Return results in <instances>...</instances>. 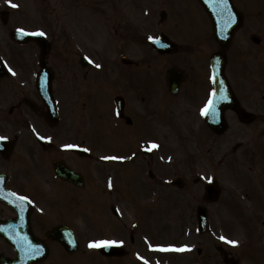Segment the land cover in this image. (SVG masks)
<instances>
[{"label":"flooded vegetation","instance_id":"flooded-vegetation-1","mask_svg":"<svg viewBox=\"0 0 264 264\" xmlns=\"http://www.w3.org/2000/svg\"><path fill=\"white\" fill-rule=\"evenodd\" d=\"M145 1L112 0L110 32L115 43L144 42L135 16L149 8ZM147 1L148 4L154 3L159 14L166 13L164 20L159 17L157 25L164 27L159 33L167 34L168 30L172 33L178 21H181L184 27L186 23L190 25L186 28L191 34L184 32L181 37L175 36V50L157 55V59L164 60L155 64L153 73L140 70L144 67L141 61L127 65L136 71L123 73L122 137L129 140L130 135L139 144H149L151 141L160 144L176 136L182 141L188 140L196 149L187 152L186 157L180 160L183 167L176 169L172 163V153L145 151L143 146L141 152L137 153L135 167L124 168L116 173L110 160L101 162L92 154L82 157L72 152L71 148L64 147L67 143L101 142V136L96 138L91 133L85 134L79 124L71 132L66 130L62 120L55 125L45 120L43 103L34 87L33 60L39 50L36 43H28V9H18L12 7L9 0H0V137H3L0 139L1 221L17 217L16 207L7 200L11 193L27 197L33 202L31 224L34 233L49 238V231L56 226L68 223L72 229L75 228V219L80 217L78 209L82 203L90 206L96 201L98 187L106 192V185L110 199L122 196L123 200L131 198L132 201L145 202L155 199L159 189L167 190L174 185L186 187L192 181L197 184L199 179L191 176L208 173V165L213 160L207 157V153H210L207 147L209 128L201 110L213 91L209 60L212 53L220 51L215 40L211 39L212 23L197 0H188V5L184 0ZM232 1L240 11L242 25L236 31L232 44L221 52L227 59L226 74L239 108H227L223 112L228 130L233 129L234 137L238 139L245 134L248 141L242 145L237 140L232 148L228 146L230 141L218 143V150L231 149L228 157L224 156V151L219 152L221 157L218 164L222 169L233 172L246 169L251 180H246L240 172L238 174L240 183L250 186L247 191L244 190V196L262 206L264 46L261 45H264V0ZM11 3L16 5V0H11ZM129 15H133L134 19H130ZM231 21L230 17L223 20L225 23ZM80 54L77 53L79 64L76 68L78 72L83 69L84 78L88 79L90 61L82 66ZM169 68L177 69L173 80L174 85L179 83L177 91H170L167 87L166 72ZM55 84L58 85L57 80ZM78 89L79 84L75 92ZM56 98L59 111L64 112L69 101L65 103L59 93ZM31 101L35 102L36 108ZM167 129L166 133H162ZM224 134H217L216 138L219 137L222 142ZM60 165L63 168H59ZM65 168L79 175L74 176L72 171ZM60 170L70 175L62 177L58 174ZM113 182L117 185L114 197L110 190ZM134 194L138 196L137 199H134ZM192 198L194 201L197 196ZM235 198L240 200L237 196ZM25 201L28 202V199ZM76 237L80 238L78 233ZM15 257L13 247L0 236V264L3 260Z\"/></svg>","mask_w":264,"mask_h":264},{"label":"rangeland","instance_id":"rangeland-1","mask_svg":"<svg viewBox=\"0 0 264 264\" xmlns=\"http://www.w3.org/2000/svg\"><path fill=\"white\" fill-rule=\"evenodd\" d=\"M24 4H28V13H30L31 17L34 20V23L38 22L40 19L41 21H45L48 19L49 27L48 30L52 32V40L54 41L55 49L65 48V50H72L69 47V44L72 40L76 39V36L81 40L80 43L82 45H90L91 47L96 48L99 52L96 54V65H100L103 68V62L110 65V69L106 66V69L102 72L105 75L115 72L112 67H117L116 64L111 59L110 55H116L118 53V49L121 44H114V43H105L106 40V26L102 23L101 20H106V16L102 15L94 10L100 9H107L109 8L112 0H21ZM77 1L86 2L89 1V4H82L78 6ZM186 5L189 4L188 0H184ZM94 7V8H93ZM95 7L99 8L96 9ZM79 8L80 11L75 9ZM131 8V5L129 6ZM65 12L66 16V24L73 30H63V24L60 26L59 17L60 14ZM85 12H91L95 14L96 17V29L95 31H76L80 30L78 21L79 18H75L73 14L78 15L83 14ZM186 15L184 14V17ZM103 17V19H102ZM29 18V14H28ZM140 20L143 19V15L138 17ZM188 20V17L185 18ZM94 20V19H93ZM40 22V21H39ZM31 24V18L28 19V25ZM106 24V21H105ZM142 25V24H141ZM194 26V24H192ZM142 26H145L142 25ZM187 28L190 27L188 23L185 25ZM182 25L181 21H178V24L175 29L172 30V34L177 37H181L182 34L185 32L187 34H191V31L187 30V28ZM147 27V24L145 26ZM78 34V35H77ZM64 39V41H63ZM91 41V42H89ZM89 42V43H86ZM140 43H125L126 53L128 56H133L134 58H141L139 56L149 55L147 53V47L144 44L138 47ZM54 57V62L58 68V75H59V85L63 92L66 94L67 97H70L71 94L68 90L69 88V78L72 79L74 77L73 72L70 76L66 75V68H69L67 65V58L66 54H63V59L65 64L62 67V62L58 58L57 60ZM102 58V61H101ZM159 61V59H158ZM154 65L155 58L150 56L147 62L145 63L148 65ZM105 67V65H104ZM97 71H99V67L96 66ZM119 72L122 71L118 68ZM133 70V69H127ZM147 71L148 70L146 67ZM109 71V72H108ZM96 73H94L95 75ZM121 76L123 73H119ZM61 77V78H60ZM99 77L104 78V75H99ZM105 79L102 85L96 91V105L98 107L97 115L99 117V121L101 125H104L103 132L101 134H106L107 129L109 128H116L114 133L113 139H106L103 141L104 144L100 145L101 147H97V153L104 152V148L108 150H112L113 152H119L121 150L128 149L133 143L126 140V138L122 137V132L120 127H116L115 122L112 118L113 115V108H112V100L107 95V88L104 87ZM84 90V89H83ZM85 93H89V91L84 90L82 96ZM86 94V95H87ZM66 97V96H65ZM84 97V96H83ZM89 98V94L87 95V100ZM91 101L94 102V96L90 95ZM82 101V100H81ZM80 108H82V103L79 104ZM78 106V107H79ZM78 109L76 111L69 112L70 121L74 115H79ZM74 122H70V126ZM169 129L165 130L162 133H166ZM231 134V133H229ZM97 135V134H96ZM225 137H229L225 135ZM211 144V143H210ZM209 144V145H210ZM97 145V144H96ZM104 147V148H103ZM174 150V154L180 156V152L182 150L181 146H176ZM100 166V165H99ZM113 169L116 173L119 172V168L117 165H112ZM117 167V168H116ZM130 166H126L129 168ZM135 167V165H133ZM240 174L246 179L251 180V175L248 171L240 170ZM130 172L128 171V174ZM220 177L224 181L226 187H232L234 182L233 180L237 179V176L233 177L229 171L220 170ZM242 182V180H241ZM244 184V188H242L240 184V189L247 191L249 189V185L246 183ZM195 188V187H194ZM162 189H160L161 191ZM131 195V192H128ZM173 193H175V200H173ZM172 195V199H171ZM135 196V194L133 195ZM190 193L186 191L177 192V191H169L166 194H163V199L160 201V205L153 209L157 211L155 216L150 213L147 206L136 205L135 202L123 200L121 196L122 202L119 204H115L118 207V210L122 212L123 219L116 221V219L109 216L110 212H105L103 210V205L97 199L95 202L94 208V220L90 217H82V221L86 224L85 226L92 227L94 223L96 225L89 229L95 233L96 236H108L105 239L108 240H115V241H124L126 247L130 250L129 254L125 258H116V259H109V258H102L99 256L98 252L90 251L89 243L94 241L97 238H91L90 240H82L81 241V250L77 255H75L79 259L78 264H144L139 260V257H143L148 260L152 264H222L221 257L219 253L215 249V245L223 244L224 246L228 247L230 250L238 254V257L241 260V264H253L250 258L257 259H264V229L259 227V225L252 224L255 227L253 232L250 234L247 230V227L244 226V220L250 222V218L253 217L247 213L243 207L240 208V219L237 218L236 222L234 223V219L231 215V211L226 208L224 205H219L216 207H211L210 209V221H211V231L207 235H200L196 233V226H197V217H196V208L195 206H185L188 205V200H190ZM138 206V213L135 211V207ZM239 209V208H238ZM78 214H81V209H78ZM143 216L140 220L142 221H135L138 219V216ZM112 218V219H111ZM246 218V219H245ZM110 221H108V220ZM112 220V222H111ZM134 220V221H133ZM126 226V230L130 231L129 228H132L136 223H138L141 229L135 232V241L134 243H130L129 235L127 236V232L123 231L122 224ZM83 224V223H82ZM84 225V224H83ZM120 227L122 230H120ZM142 232L141 235L138 233ZM126 235L124 238L121 239L117 238L123 235ZM255 234L256 236L254 237ZM221 237H225L226 239H221ZM129 247H128V241ZM233 240L238 241L237 244H230L227 241ZM253 240H260L261 246H256L255 249L251 250V245ZM127 242V243H126ZM171 244L175 246L185 245L187 246L188 250L185 251H172V250H162L159 249V246H167L169 247ZM157 246V248H156ZM202 247L203 251L201 255L197 254V248ZM174 248V247H173ZM178 248V247H176ZM132 251V252H131ZM248 251V253H246ZM71 261V260H70ZM70 264V263H66ZM255 264H258L255 262ZM260 264V263H259ZM264 264V261L263 263Z\"/></svg>","mask_w":264,"mask_h":264},{"label":"snow or ice","instance_id":"snow-or-ice-1","mask_svg":"<svg viewBox=\"0 0 264 264\" xmlns=\"http://www.w3.org/2000/svg\"><path fill=\"white\" fill-rule=\"evenodd\" d=\"M225 4H226V0H224ZM9 3L12 7H18V5H15L13 3H11V0H9ZM231 19V17H230ZM21 31H24L23 29H21ZM38 35H44L43 32H38L36 33ZM149 39H152V40H156V38L154 37H149ZM91 62V61H90ZM97 67H100V65H96ZM11 71V69H9ZM213 79H215V77H213ZM216 93L215 91H213V93L211 94V98L208 100L207 104L205 105V107L201 110V113L203 115H207L209 113L210 110H212L214 108V104H215V100H214V97H215ZM0 139H3V137H0ZM41 139H43V137H41ZM64 147L66 148H74V147H78V145H73V144H68V145H65ZM159 147L158 144L156 143H152L151 147L149 149H147L148 151H151L152 149L154 148H157ZM85 151H87V149H85ZM105 159H124V157H105ZM111 186V184H110ZM20 199L22 200H27L28 198L27 197H20ZM221 239H226L225 237H221ZM228 243L230 244H237L238 241H233V240H228L227 241ZM117 243H123L122 241H115V240H94V241H91L89 243V247L90 248H100V247H110L112 245H115ZM162 250H165V251H168V250H172V251H185V250H188L187 249V246H184L182 248H168V249H162ZM36 252H39V249H35ZM141 259H143V257H141Z\"/></svg>","mask_w":264,"mask_h":264},{"label":"water","instance_id":"water-1","mask_svg":"<svg viewBox=\"0 0 264 264\" xmlns=\"http://www.w3.org/2000/svg\"><path fill=\"white\" fill-rule=\"evenodd\" d=\"M220 33H221V31H218V30L215 31V34H216L217 38H220ZM220 44H227V43H220ZM42 46H44V45H42ZM159 48L162 49V48H164V46L160 45ZM213 72H214V75H215V78H216V81H217V88L220 89V88H222L221 81L224 79V62L223 61H219L218 56H216L214 58V61H213ZM218 83L220 84V87H219ZM221 90L222 89H220V91ZM214 128L215 129H219V127H214ZM206 223H207V221H206V213H205V211H202L201 212V224H202V226H205ZM203 228H205V227H203ZM28 232H29V230H28ZM28 242L30 243V242H32V240L28 239ZM102 251L104 253H106V254H117L116 249H111V251L108 252L109 249L107 250V248H106V249H102ZM118 254H121V253H118ZM227 261L232 263L230 260H227Z\"/></svg>","mask_w":264,"mask_h":264}]
</instances>
